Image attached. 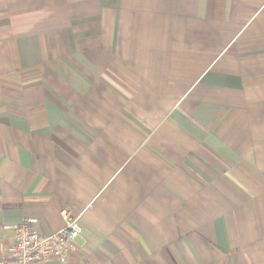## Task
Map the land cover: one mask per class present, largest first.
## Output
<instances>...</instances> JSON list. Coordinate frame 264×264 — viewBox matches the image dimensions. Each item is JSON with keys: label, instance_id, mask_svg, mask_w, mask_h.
Masks as SVG:
<instances>
[{"label": "crops", "instance_id": "obj_1", "mask_svg": "<svg viewBox=\"0 0 264 264\" xmlns=\"http://www.w3.org/2000/svg\"><path fill=\"white\" fill-rule=\"evenodd\" d=\"M264 264V0H0V261Z\"/></svg>", "mask_w": 264, "mask_h": 264}, {"label": "built area", "instance_id": "obj_2", "mask_svg": "<svg viewBox=\"0 0 264 264\" xmlns=\"http://www.w3.org/2000/svg\"><path fill=\"white\" fill-rule=\"evenodd\" d=\"M60 215L64 227L56 232L34 227L32 219L14 226L13 242L7 248V258L0 264H42L49 259L65 262L67 249L73 246L81 227L68 209H62Z\"/></svg>", "mask_w": 264, "mask_h": 264}]
</instances>
